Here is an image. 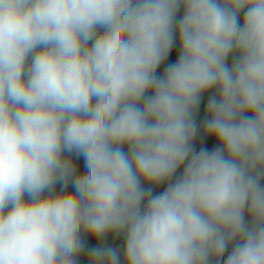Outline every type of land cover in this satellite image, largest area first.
<instances>
[{
    "label": "clouds",
    "instance_id": "clouds-1",
    "mask_svg": "<svg viewBox=\"0 0 264 264\" xmlns=\"http://www.w3.org/2000/svg\"><path fill=\"white\" fill-rule=\"evenodd\" d=\"M82 255L264 264V0H0V264Z\"/></svg>",
    "mask_w": 264,
    "mask_h": 264
},
{
    "label": "rangeland",
    "instance_id": "rangeland-1",
    "mask_svg": "<svg viewBox=\"0 0 264 264\" xmlns=\"http://www.w3.org/2000/svg\"><path fill=\"white\" fill-rule=\"evenodd\" d=\"M179 15H182V11ZM241 18H242V15H241ZM206 99H207V95L205 97V102H206ZM203 114H204V108L202 109L201 111V118L203 117ZM204 145H206L207 147L211 148L215 145V141L213 139H207L203 142ZM202 146L200 142L197 143V147H200ZM75 163L77 164L78 166V170L83 172L84 171V163H83V158H80L78 160H75ZM69 191H71V187H69L68 189ZM163 190V186H161L160 188H157L156 191H162ZM57 191H59V185H57ZM86 240L88 242V246L89 247H93L95 246L96 244V241L92 238V237H86ZM107 241L109 244H112L113 246H116V247H119L121 244H122V237L121 238H117L115 240H113V237L110 235L108 238H107ZM78 264H86V260H85V256H80L78 257Z\"/></svg>",
    "mask_w": 264,
    "mask_h": 264
},
{
    "label": "trees",
    "instance_id": "trees-1",
    "mask_svg": "<svg viewBox=\"0 0 264 264\" xmlns=\"http://www.w3.org/2000/svg\"><path fill=\"white\" fill-rule=\"evenodd\" d=\"M177 57H178V46L177 47H174L172 53L170 54L169 62H174L177 59ZM162 71H163V66H161V68L158 69V72L162 73ZM206 95H205V97H206ZM203 108H204V104L201 105L200 114H201V111H202ZM200 118H201V116H200ZM226 255H227V253H226Z\"/></svg>",
    "mask_w": 264,
    "mask_h": 264
}]
</instances>
